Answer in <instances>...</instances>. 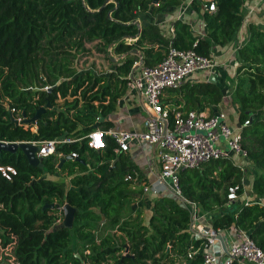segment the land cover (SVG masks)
<instances>
[{
    "label": "trees",
    "instance_id": "obj_1",
    "mask_svg": "<svg viewBox=\"0 0 264 264\" xmlns=\"http://www.w3.org/2000/svg\"><path fill=\"white\" fill-rule=\"evenodd\" d=\"M210 1L192 0L207 29L198 36L180 17L173 19L174 35L155 22L140 30V11L158 13L181 0H0V140L55 139L65 132L74 138L59 142L43 167L31 164L20 148L0 149V166L15 169L8 175L0 169V247L13 244L19 264H204L207 239L191 229L189 208L172 194L154 196L152 214L144 221L127 209L135 189L126 175L134 170L143 175L139 166L116 150L109 133L105 148L89 144L92 130L113 127L109 115L127 92L140 56L125 54L109 76L80 72L79 61L87 43L96 40L103 49L115 43L120 53L136 47L146 65L160 62L171 42L211 56L213 44L234 38L248 0H214L215 10L205 6ZM238 53L233 96L239 122L250 119L240 131L256 172L252 179L232 158L212 159L183 169L181 187L203 208L221 209L212 221L216 230L248 231L264 249V29L251 22L249 39ZM165 93L164 103L182 110L218 104L224 97L222 86L209 79L184 80ZM49 101L52 107L36 122L12 121L8 106L33 116ZM230 185H239L238 194L247 193L249 202L228 207L238 201L229 200ZM67 202L77 208L72 227L63 223ZM232 264L245 263L235 259Z\"/></svg>",
    "mask_w": 264,
    "mask_h": 264
},
{
    "label": "built area",
    "instance_id": "obj_2",
    "mask_svg": "<svg viewBox=\"0 0 264 264\" xmlns=\"http://www.w3.org/2000/svg\"><path fill=\"white\" fill-rule=\"evenodd\" d=\"M188 6L184 5L179 12L176 10L175 16L185 19ZM205 6L211 10L216 9L214 0H211L209 5L205 3ZM169 34L174 35L173 24L169 26ZM214 63L212 55L202 54L194 48H177L171 42L169 51L160 62L154 65L143 63L134 74H130L129 87L136 89L145 101L147 117L144 129L137 131L111 127L104 130L98 127L88 134L89 144L95 148H105L107 146L105 134L109 133L117 141V151L130 150L132 142L137 139H145L159 145L160 169L154 181L145 179L139 170L126 175L135 193L141 188V192L148 193L151 197L154 194H172L189 208L192 217L191 229L207 239L204 264H232L235 259L245 264H264V249L256 243L248 231L236 227L239 233L235 239L227 242L228 251H224L222 247L216 250L218 239L215 238V231L197 225L200 203L187 198L181 187V172L185 168L200 165L207 160L233 158L235 154L245 155L248 158V151L242 143L241 131H235L234 125L228 122L225 109H216L211 113H207L205 108L182 110L171 107L163 101L168 88L179 87L196 71L212 69ZM8 108L18 119V123L29 124L24 121L23 111L16 107L8 106ZM249 123L250 119H247L238 128L241 129ZM32 128L36 130V125ZM73 139L66 136L64 139L58 137L28 141L38 145L37 155L44 159L56 151L59 142ZM72 156L76 157L78 153L74 151ZM0 169L5 175H8L9 169L15 172L11 166H0ZM238 188L239 185L229 186L230 201L240 200ZM256 199L260 200L259 197ZM245 201L249 202V198L247 197ZM218 251L221 253L219 254ZM192 254L193 252H190L189 256Z\"/></svg>",
    "mask_w": 264,
    "mask_h": 264
},
{
    "label": "crops",
    "instance_id": "obj_3",
    "mask_svg": "<svg viewBox=\"0 0 264 264\" xmlns=\"http://www.w3.org/2000/svg\"><path fill=\"white\" fill-rule=\"evenodd\" d=\"M183 5H189L187 11L190 12L191 20L188 21L192 24V28L194 32L198 36L206 35L207 29L204 23L203 15L201 12L197 11L193 7V3L191 2V0H181V3L179 5L169 6L158 13L152 12L153 13L151 14L152 17L145 15L148 13V10H146L141 13L145 15L143 16V18L138 16V23L142 24L141 26L149 22L159 23L161 25L168 23L170 26L173 23V19L176 18L175 16L176 8L182 7ZM196 11L199 12L200 17L202 18V20L200 21L201 23L199 22L200 23L199 28H197L196 26V22H198L197 18H195L197 15ZM244 11H245V19L241 27L235 34L234 38L232 39V41L227 43L226 45L213 44L212 57L214 58V62H215L213 68L206 70L207 73L203 79L199 78L200 76H202V72L198 74L193 73L191 76L187 77L186 79L191 81H201V80H208L211 76L214 77V81L222 86V89L224 91V97L222 101L219 102L218 104H213L211 106L200 107V108H205V111L207 113L214 112L216 109H225L227 113L228 122L231 125H234V123L236 122V117L233 114L228 113L229 111H231L232 113L234 112L235 114L234 110H230V108H232L230 107V105L233 104V100H234V96H233L234 87H231L228 82V78H229L228 64L229 65L239 64L238 48L248 41L251 22H255L258 25V27L264 29V0H262L260 4H257V0L246 1V4L244 5ZM193 16L194 18H192ZM233 105L237 109L236 111H238L239 108L238 103H234ZM228 107L230 108L227 109ZM229 114H231V121L229 119ZM146 117H147V110L144 99L140 96V93L136 89L130 87L128 88L127 92L119 99L116 110L109 115V118L112 119L114 122L112 128L129 129V130H137V131H141L142 129H144L145 127L144 122ZM125 153L129 154L131 159L139 166L140 170L143 173V176L147 180L154 181L160 169L159 145L152 144L145 139H140V140L137 139L134 142H132L130 150L125 151ZM247 191L248 193H250V188H248ZM246 198L244 200H246ZM150 200H151L150 194L139 192L137 195L135 193V197L132 200V203L135 204V206H139V207L140 205H142L143 206L142 208H145L146 206L152 208V202ZM235 203L237 202L231 203L228 207L230 208L232 207L236 209V206H234ZM219 210L221 209H219L218 207L214 210H209L200 206L197 225L205 229H207L209 226L212 227V221L214 215ZM238 233L239 230L236 229L235 227L226 229L224 231V236L226 238V241L228 242L232 239H235ZM215 247L216 250H219L222 247L221 242L219 240L216 242Z\"/></svg>",
    "mask_w": 264,
    "mask_h": 264
},
{
    "label": "rangeland",
    "instance_id": "obj_4",
    "mask_svg": "<svg viewBox=\"0 0 264 264\" xmlns=\"http://www.w3.org/2000/svg\"><path fill=\"white\" fill-rule=\"evenodd\" d=\"M184 7V5L182 7H178L176 8L177 12H179L182 8ZM144 11H140L139 12V17H142L147 15V16H151L152 11L148 10V13L143 15L141 14ZM196 17L198 22H196V26L197 28H199L200 26V21L202 20V18L199 15V12L196 11ZM194 18V16L192 17ZM185 19L186 20H191V16H190V12L187 11L185 14ZM200 22V23H199ZM142 25V24H140ZM164 27V29L166 31L169 32V24H163L162 25ZM125 40L128 41H132L133 39L130 37H126ZM87 50L85 55L81 56L80 59V64H79V68H80V72H85V71H92L94 74L96 75H100V76H109L111 74L112 70H115L116 68V64L119 61H122L123 58L125 57V53H120L115 49V43L114 44H110L109 46H106V49L102 48L103 45L101 44V42H99L98 40L87 43ZM139 62V60H138ZM239 64L236 65H229L228 64V71H229V78H228V82L230 84L231 87H234L235 84V80H236V71L238 68ZM202 72V76H200L199 78L203 79L206 76L207 71L206 70H199L196 71L195 73H200ZM234 103H238V100L234 98L233 100V104ZM231 104L230 107H228L227 109L230 108V110H234V112L232 113L231 111H229L228 113L233 114L236 117V122L234 123V128L235 131H240V128H238V121H239V112L236 111L237 109L235 108V106ZM231 114H229V119L231 121ZM261 115L264 116V111H262ZM234 160V162L244 166V170L246 171V177H251L253 179V175L256 172V168L255 166L252 164V162L250 160H248V158L245 155H240V154H235L234 157L232 158ZM58 179L62 178L61 176H56ZM144 177V176H143ZM145 178V177H144ZM146 179V178H145ZM141 192V188H138V191L136 192V195ZM154 196H158L156 194H154ZM153 196V197H154ZM247 193L246 194H241L240 195V201L244 200L247 197ZM153 197H151V202H153ZM253 197V196H252ZM150 199V198H149ZM180 200V199H179ZM237 203H235L234 206L239 205L238 201H236ZM143 206L140 205L139 206H135V204L129 202L127 209H133L134 214L139 215L143 217L144 221L148 222L149 218L152 214L153 208H150L148 206H146L145 208H142ZM227 209V208H226ZM213 218V216H212ZM202 219V218H201ZM205 220V219H203ZM74 244H76V241L74 242ZM0 264H19L16 256L13 253V244H9L5 249L0 247Z\"/></svg>",
    "mask_w": 264,
    "mask_h": 264
},
{
    "label": "water",
    "instance_id": "obj_5",
    "mask_svg": "<svg viewBox=\"0 0 264 264\" xmlns=\"http://www.w3.org/2000/svg\"><path fill=\"white\" fill-rule=\"evenodd\" d=\"M158 1L159 0H154L155 3H158ZM141 29H142V26L140 25V30ZM131 52L138 53V55L140 56L139 62L135 63L133 68H132V72L131 73L134 74L136 69L141 64L144 63V58H143L142 52L136 47L132 48L128 52H125V54L131 53ZM209 80L214 81V77L211 76L209 78ZM49 107H52V103L50 101L47 102L45 105H42V106L38 107V109L36 110V113L33 116H28V114L25 111H23V115L25 116V120L24 121L27 122V123L36 122L37 120L42 118L43 113L46 112ZM11 119H12V121L18 123V119L12 113H11ZM237 125L240 127L242 125V123L238 122ZM66 136H67V133L65 132L59 138L64 139ZM19 148L22 149L26 153V155H27V157L29 159V162L31 164H34V165H37V166H41V167L44 166L43 159L40 158L37 155L38 145L32 143L31 141H28V140L21 141V142H17V141L16 142H10V141H4V140L0 141V149H9V150H12V151H16ZM69 157H71V156L68 155L67 157L63 158L61 163L66 158H69ZM249 183H250V179H247L246 184H249ZM51 206H54V204H51ZM63 209H64V220H63V223L66 226L72 227L73 223H74L75 212H76L77 208L75 206H73L72 204L67 202V203H65L63 205ZM207 229H212V230L215 231V238H217L221 242L222 249L224 251H228V249H227V241H226V238L224 236V231L225 230H223V229L216 230L213 226L212 227L209 226ZM218 253L220 254L221 252L218 251Z\"/></svg>",
    "mask_w": 264,
    "mask_h": 264
}]
</instances>
